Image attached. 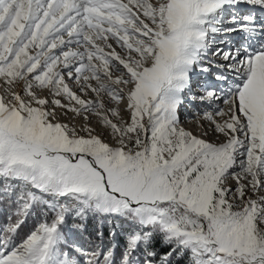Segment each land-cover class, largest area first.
<instances>
[{"label": "snow or ice", "instance_id": "obj_1", "mask_svg": "<svg viewBox=\"0 0 264 264\" xmlns=\"http://www.w3.org/2000/svg\"><path fill=\"white\" fill-rule=\"evenodd\" d=\"M185 257L264 264V0H0V264Z\"/></svg>", "mask_w": 264, "mask_h": 264}, {"label": "rangeland", "instance_id": "obj_2", "mask_svg": "<svg viewBox=\"0 0 264 264\" xmlns=\"http://www.w3.org/2000/svg\"><path fill=\"white\" fill-rule=\"evenodd\" d=\"M119 50V49H118ZM184 109L185 110H188L187 108H181V110L180 111H184ZM185 112V111H184ZM188 115H190L189 113H186V115H184V113L183 114H181L180 115V119H181V122H182V124H183V126L185 127V128H187V129H189V130H192L191 129V127H190V125H192L193 126V132H194V134H197V135H199V134H201V129L200 128H198L197 127V125L195 124V122H190V124H189V126L188 125H185V121H186V116H188ZM58 118L62 121V122H65V123H69L70 124V126L72 125V124H75L77 127H79V124H80V121H78V120H72L71 119V114H69L67 117H65V116H63V115H60L59 114V110H58ZM92 126L93 127H95L96 129H97V131H100L101 129H100V127L97 125V121H96V118L93 116V118H92ZM198 132H200V133H198ZM205 139H208L209 141H213V140H216L217 139V137L214 135V134H212L211 132L209 133V135L208 136H206V137H204ZM222 139V138H221ZM228 183H229V185H231L233 182H232V180L231 179H229V181H228ZM30 224L32 223V226L36 223V221L35 220H33V219H29V221H28ZM71 223H73L72 222V220H70L69 221V225H71ZM95 223H96V221H94V220H89V222H88V225H87V227H88V231L89 232H91L92 230H93V227H94V225H95ZM31 226V227H32ZM125 227H127V225H125ZM105 231H107V227H105ZM119 231V230H118ZM85 236L87 235V232L84 234ZM186 257L185 258H183V259H181V260H179V261H175V258H174V263H176V262H180L181 264H186Z\"/></svg>", "mask_w": 264, "mask_h": 264}, {"label": "bare ground", "instance_id": "obj_3", "mask_svg": "<svg viewBox=\"0 0 264 264\" xmlns=\"http://www.w3.org/2000/svg\"><path fill=\"white\" fill-rule=\"evenodd\" d=\"M185 111V110H184ZM184 111H180V115L181 114H183L184 113V115H186V112H184ZM189 124H190V122H185V125H188L189 126ZM190 127H191V129L193 130V126L192 125H190ZM198 133H200V132H198Z\"/></svg>", "mask_w": 264, "mask_h": 264}, {"label": "trees", "instance_id": "obj_4", "mask_svg": "<svg viewBox=\"0 0 264 264\" xmlns=\"http://www.w3.org/2000/svg\"><path fill=\"white\" fill-rule=\"evenodd\" d=\"M73 222V221H72ZM31 226H32V223L30 224L29 222H28V227L29 228H31ZM105 232H107V231H105ZM174 264H181L180 262H176V263H174Z\"/></svg>", "mask_w": 264, "mask_h": 264}]
</instances>
